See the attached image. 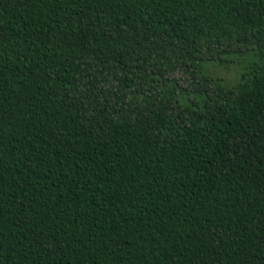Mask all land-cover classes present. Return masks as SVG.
<instances>
[{"label": "trees", "instance_id": "16d2710c", "mask_svg": "<svg viewBox=\"0 0 264 264\" xmlns=\"http://www.w3.org/2000/svg\"><path fill=\"white\" fill-rule=\"evenodd\" d=\"M0 264H264V0H0Z\"/></svg>", "mask_w": 264, "mask_h": 264}, {"label": "rangeland", "instance_id": "374dc122", "mask_svg": "<svg viewBox=\"0 0 264 264\" xmlns=\"http://www.w3.org/2000/svg\"><path fill=\"white\" fill-rule=\"evenodd\" d=\"M228 62L207 64L210 73L230 83L237 78L240 72L252 61L256 60L253 53L245 55H234L227 58Z\"/></svg>", "mask_w": 264, "mask_h": 264}]
</instances>
